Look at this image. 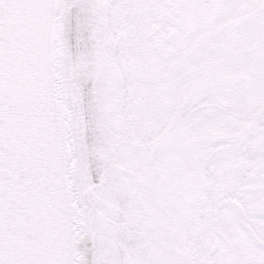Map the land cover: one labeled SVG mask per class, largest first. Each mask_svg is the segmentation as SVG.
Wrapping results in <instances>:
<instances>
[{
  "label": "snow or ice",
  "instance_id": "snow-or-ice-1",
  "mask_svg": "<svg viewBox=\"0 0 264 264\" xmlns=\"http://www.w3.org/2000/svg\"><path fill=\"white\" fill-rule=\"evenodd\" d=\"M0 264H264V0H0Z\"/></svg>",
  "mask_w": 264,
  "mask_h": 264
}]
</instances>
